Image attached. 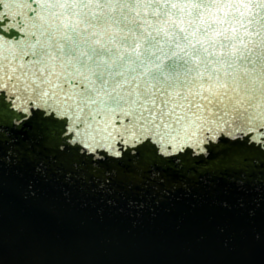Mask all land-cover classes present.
<instances>
[{
	"label": "snow or ice",
	"instance_id": "6c2138e0",
	"mask_svg": "<svg viewBox=\"0 0 264 264\" xmlns=\"http://www.w3.org/2000/svg\"><path fill=\"white\" fill-rule=\"evenodd\" d=\"M208 140L238 173L221 207L254 218L264 0H0V184L137 213Z\"/></svg>",
	"mask_w": 264,
	"mask_h": 264
},
{
	"label": "water",
	"instance_id": "95a60500",
	"mask_svg": "<svg viewBox=\"0 0 264 264\" xmlns=\"http://www.w3.org/2000/svg\"><path fill=\"white\" fill-rule=\"evenodd\" d=\"M192 158L173 190L137 213L99 211L94 202L59 193L30 196L11 169L0 184V264H264V200L256 216L228 211L238 173L216 141ZM187 149H185L186 151ZM200 160L199 163L196 161Z\"/></svg>",
	"mask_w": 264,
	"mask_h": 264
}]
</instances>
